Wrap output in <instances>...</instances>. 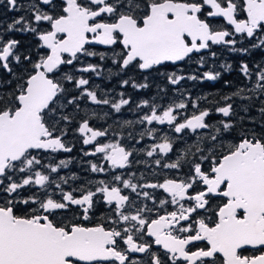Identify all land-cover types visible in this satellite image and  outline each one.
<instances>
[{
    "label": "snow or ice",
    "instance_id": "obj_1",
    "mask_svg": "<svg viewBox=\"0 0 264 264\" xmlns=\"http://www.w3.org/2000/svg\"><path fill=\"white\" fill-rule=\"evenodd\" d=\"M5 4L23 14L0 22V264H264V251L242 254L264 248V60L244 58L264 51V0ZM213 45L240 54L238 65L217 70ZM194 57L191 72L160 73L168 103L157 102L163 88L127 94L149 88L157 66ZM129 70L143 82L92 83ZM233 70L236 85L222 77ZM222 79L232 90L216 97L180 87ZM76 143L98 178L72 186L77 174L61 170Z\"/></svg>",
    "mask_w": 264,
    "mask_h": 264
},
{
    "label": "trees",
    "instance_id": "obj_2",
    "mask_svg": "<svg viewBox=\"0 0 264 264\" xmlns=\"http://www.w3.org/2000/svg\"><path fill=\"white\" fill-rule=\"evenodd\" d=\"M22 14L23 12L8 11L6 4H5V0H0V22H2L3 24L6 25L8 22H11V20L14 17H18L19 15H22ZM16 38L20 39L22 42V45H24L25 47L33 43V38L29 34H26V33H18L16 34ZM215 51L217 52V57L215 58V64L217 66V70H221L219 67L221 63H231L235 66V65H238L239 60L242 58L240 54L238 53H232V52L226 53L222 49H217ZM244 58L249 59L250 62L252 63L259 62L261 60H264V51L254 50L252 53H250L249 57H244ZM94 59L91 60V62L95 63L96 61H94ZM194 60L195 59L182 61L181 69H183V72L187 73V72H191L195 70L196 65L194 63ZM212 62H213L212 59L209 58V64H211ZM222 77L223 79L232 81L233 85H236L240 82L238 73L235 70L231 72H223ZM223 79L220 81H204V82L184 81L182 82L180 87L190 91L192 98L203 96L205 94H209L212 97H216L218 93H221V92L226 93L232 90V89H228L224 87ZM149 83H150L151 90L148 93H134L133 92V93H127V94L132 96L134 102H137L140 99H153L154 97H158L162 95L160 93V89L163 88L168 92V95L167 97H164L162 101L157 100V102H162L166 104L173 97L172 91L169 90L173 86L167 85L166 80L165 81L155 80L154 82L153 79H150ZM154 87H155V91L153 90ZM202 106H203V102H202ZM257 106H258V103H257ZM104 110H107V109H104ZM189 111H191V108H189ZM241 115H243V113H241ZM251 115L257 116V118L259 119L258 113L256 112L255 107L251 109ZM123 118L124 119H135V114L128 111L126 107L124 109ZM218 119H220V117L217 114H213L211 117L212 121H215ZM95 123L99 125V124H103L104 122H99V123L95 122ZM108 124H112V121L108 122ZM245 126L251 127L252 125L250 123H246ZM157 127H163V126H157ZM257 131H260L259 124L257 125ZM235 134L236 133H234V135ZM69 141L75 143L74 141H72L71 135L69 136ZM144 143H148V141L146 140ZM179 147L180 145L177 144V148ZM67 155L69 154H63V156L61 157L59 156L58 158H63V157H66ZM70 155L73 158V163H70L67 169L61 170V174L66 175V176H70L72 173L77 174V177L79 179L77 181H73V183H71L72 186H75L77 183L83 182V178L91 179V178L96 177L95 174H89L85 170V167L81 164L80 145L78 143L75 144L74 150ZM84 159H88V158H84ZM138 168H140V166L134 165V167L129 170L136 171ZM140 170H142V168H140ZM137 174H139V172ZM99 211H102V209H99ZM17 214H20V213L18 212ZM98 214L99 213H97V215ZM260 251H264V248H261Z\"/></svg>",
    "mask_w": 264,
    "mask_h": 264
},
{
    "label": "flooded vegetation",
    "instance_id": "obj_3",
    "mask_svg": "<svg viewBox=\"0 0 264 264\" xmlns=\"http://www.w3.org/2000/svg\"><path fill=\"white\" fill-rule=\"evenodd\" d=\"M240 15V18H243V15L242 14H239ZM217 24H222L223 21H222V18L218 19L216 21ZM95 47L97 50H100V51H103L105 49V47L103 46H93ZM116 47L117 49H119V45H116L114 46ZM213 48V51L217 50V49H222L224 52L226 53H230L228 52L227 50L223 49L221 46L219 45H213L212 46ZM195 59V57L193 58ZM94 61H98V58H95ZM106 63V67L107 68H113V71H115L114 67L111 65V61H107L105 62ZM181 66H182V61L180 62H177L175 65H172L171 63H167L165 66H157L158 68V71L157 72H152L150 74L146 73L145 75H149V80L150 79H153L154 82L155 80H164V77L160 74V73H166V72H171V71H177L179 72L181 70ZM128 76H134L136 77L140 82H143V76L140 75L138 72L136 71H133V70H129L127 72L126 75L124 74H121L120 76H116V75H113L109 78L108 74H107V71H105L104 75H102L101 77H92V83L93 85H100L101 88L103 89H115L116 91H123V89H120L118 87V82H119V79L121 78H127ZM151 90V88H147V89H141L139 92H136L135 90H133L130 86L127 88V93H148L149 91ZM153 90L155 91V87L153 88ZM63 156V154H60V157ZM96 175V174H95ZM98 178V177H96ZM86 179L83 178V181H85ZM70 183H73L70 182ZM217 203V200H213L212 201V204L213 206ZM20 207H23V206H20ZM100 209H102L103 211V206L101 205L100 206ZM68 216H71L72 213H68L67 214ZM82 223H85V224H88L89 222L87 221H81ZM156 247V246H154ZM261 249V248H260ZM260 249H253L251 247H246L245 249L242 250V254L244 255H256V254H260ZM137 255H140V254H137Z\"/></svg>",
    "mask_w": 264,
    "mask_h": 264
},
{
    "label": "rangeland",
    "instance_id": "obj_4",
    "mask_svg": "<svg viewBox=\"0 0 264 264\" xmlns=\"http://www.w3.org/2000/svg\"><path fill=\"white\" fill-rule=\"evenodd\" d=\"M93 59H94V58H92V60H93ZM110 121H111V120H109L108 122H110ZM96 122H98V123H99V122H103V121H96Z\"/></svg>",
    "mask_w": 264,
    "mask_h": 264
},
{
    "label": "water",
    "instance_id": "obj_5",
    "mask_svg": "<svg viewBox=\"0 0 264 264\" xmlns=\"http://www.w3.org/2000/svg\"><path fill=\"white\" fill-rule=\"evenodd\" d=\"M96 46H98V45H96ZM99 46H102V45H99ZM103 47H105V46H103ZM256 255H258V254H256Z\"/></svg>",
    "mask_w": 264,
    "mask_h": 264
},
{
    "label": "bare ground",
    "instance_id": "obj_6",
    "mask_svg": "<svg viewBox=\"0 0 264 264\" xmlns=\"http://www.w3.org/2000/svg\"><path fill=\"white\" fill-rule=\"evenodd\" d=\"M94 46H96V45H94Z\"/></svg>",
    "mask_w": 264,
    "mask_h": 264
}]
</instances>
